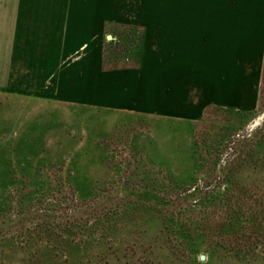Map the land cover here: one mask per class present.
Wrapping results in <instances>:
<instances>
[{
    "label": "rangeland",
    "instance_id": "rangeland-1",
    "mask_svg": "<svg viewBox=\"0 0 264 264\" xmlns=\"http://www.w3.org/2000/svg\"><path fill=\"white\" fill-rule=\"evenodd\" d=\"M0 264H264V77L196 123L0 95Z\"/></svg>",
    "mask_w": 264,
    "mask_h": 264
},
{
    "label": "crops",
    "instance_id": "crops-1",
    "mask_svg": "<svg viewBox=\"0 0 264 264\" xmlns=\"http://www.w3.org/2000/svg\"><path fill=\"white\" fill-rule=\"evenodd\" d=\"M201 2L25 0L0 7V95L189 123L208 108L250 112L264 60L262 33L254 30L264 26V0H229L225 10ZM220 11L235 14L222 19ZM238 11L253 14L238 20ZM123 27L139 28L141 39L126 57L107 56L106 44L124 39Z\"/></svg>",
    "mask_w": 264,
    "mask_h": 264
},
{
    "label": "trees",
    "instance_id": "trees-1",
    "mask_svg": "<svg viewBox=\"0 0 264 264\" xmlns=\"http://www.w3.org/2000/svg\"><path fill=\"white\" fill-rule=\"evenodd\" d=\"M123 32H124V39H121L119 42L115 41H110L109 43L106 44L105 47V53L106 55H113L118 57V52L121 51L124 53L123 50H125V46H127V42L132 44H136L140 39H141V31L137 27H123ZM118 51V52H116ZM127 51V49L125 50ZM108 56V55H107ZM263 77H264V63H263V70H262V82H263ZM212 109V108H210ZM209 108L206 109L205 114L208 112ZM240 113V111H235Z\"/></svg>",
    "mask_w": 264,
    "mask_h": 264
},
{
    "label": "water",
    "instance_id": "water-1",
    "mask_svg": "<svg viewBox=\"0 0 264 264\" xmlns=\"http://www.w3.org/2000/svg\"><path fill=\"white\" fill-rule=\"evenodd\" d=\"M109 39H110V37H109ZM200 260H201V261L204 260V256H203V255H201Z\"/></svg>",
    "mask_w": 264,
    "mask_h": 264
}]
</instances>
